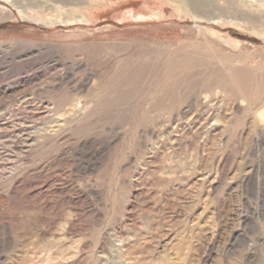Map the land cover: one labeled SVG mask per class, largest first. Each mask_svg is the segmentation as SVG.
<instances>
[{"label": "rangeland", "instance_id": "1", "mask_svg": "<svg viewBox=\"0 0 264 264\" xmlns=\"http://www.w3.org/2000/svg\"><path fill=\"white\" fill-rule=\"evenodd\" d=\"M0 264H264V0H0Z\"/></svg>", "mask_w": 264, "mask_h": 264}]
</instances>
